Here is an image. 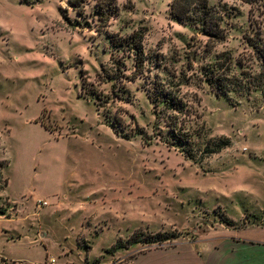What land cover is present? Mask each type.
<instances>
[{"label": "rangeland", "instance_id": "1", "mask_svg": "<svg viewBox=\"0 0 264 264\" xmlns=\"http://www.w3.org/2000/svg\"><path fill=\"white\" fill-rule=\"evenodd\" d=\"M169 5L116 0L99 33L65 0H0V207L26 204L0 219V264H64L62 250L68 264H107V251L118 240L131 245L133 234L140 252L214 232L264 237V100L255 91L220 96L201 72L221 52L235 60L244 51L249 6L209 0L225 14L227 37L205 54V38L175 21ZM252 20L264 38V14ZM134 30L145 34V62L130 81L133 60L113 51L107 34ZM156 75L191 111L189 147L169 145L155 124L144 79Z\"/></svg>", "mask_w": 264, "mask_h": 264}, {"label": "trees", "instance_id": "2", "mask_svg": "<svg viewBox=\"0 0 264 264\" xmlns=\"http://www.w3.org/2000/svg\"><path fill=\"white\" fill-rule=\"evenodd\" d=\"M65 1L69 9L74 11L80 19L85 20L84 24L88 25V28L95 27L99 33H107L108 23L116 15V0ZM239 1L249 6L251 31L243 36L246 47L235 60L229 52L217 54L212 62L201 67L203 81L220 96L227 97L234 91L246 93L255 91L259 92L264 100V38L261 35V27L252 20L253 12L264 14V0ZM169 12L179 24L189 26L205 38L203 44L205 54H209L215 47L226 41L227 32L223 23L225 14L210 6L209 0H170ZM88 17L90 21L87 20ZM107 35L109 47L113 51L122 53L133 60V71L130 76H125L126 79L133 81L141 78L145 62L143 30H134L126 36L114 33ZM112 55L111 53L110 60L114 61ZM116 64L115 70L119 72L120 66L118 62ZM235 67L239 69V74L232 72ZM144 80L145 92L153 108L155 124L162 123L173 138H166L167 143L171 146L179 144L182 147H189L191 140L185 127L191 111L179 89L172 81L163 80L157 75L153 80L148 77ZM138 132L143 131L138 129ZM159 137L164 139L163 134H159ZM186 157L190 156L186 154ZM3 213L0 209V214ZM135 236L133 234L127 244L136 242ZM158 236L162 237L160 241H165L169 234H158ZM116 246H122L121 240L117 241Z\"/></svg>", "mask_w": 264, "mask_h": 264}, {"label": "crops", "instance_id": "3", "mask_svg": "<svg viewBox=\"0 0 264 264\" xmlns=\"http://www.w3.org/2000/svg\"><path fill=\"white\" fill-rule=\"evenodd\" d=\"M182 157L190 167V160L185 158V156ZM193 165L195 166L196 173V171H199L202 162ZM101 189V186L90 189L87 191V196L91 197L95 192ZM6 203L8 205V201H6ZM11 203L14 206H7V208L0 207L4 212L0 214V219H4V216L8 214L21 215L26 211V204L22 203L16 205L14 202ZM56 207V210H58L59 208L62 209L64 206L62 203H59ZM80 207L81 205H78L75 211ZM203 213H205V211H203ZM61 220H64V218ZM196 224L195 222L190 226ZM217 224V227L220 225L233 227V223L229 225L223 221H219ZM183 228L187 229L189 227ZM246 229L252 230L254 228L248 225L245 230ZM230 232L228 236H223L217 234L218 232H214L209 234L207 238H200L186 243H178L165 249H148L143 252L134 249L133 244L122 245L121 247H117L115 244L107 251V253L111 254L110 259L107 260V264H111L113 259L125 258L133 254L134 256H132L131 264H264V237L238 235L236 230H231ZM62 254L65 256L64 264H68L69 261L66 259V257H68L67 252L62 250Z\"/></svg>", "mask_w": 264, "mask_h": 264}, {"label": "built area", "instance_id": "4", "mask_svg": "<svg viewBox=\"0 0 264 264\" xmlns=\"http://www.w3.org/2000/svg\"><path fill=\"white\" fill-rule=\"evenodd\" d=\"M39 205H40V207H43V206H46V203L43 202V203H40ZM52 263H53V261H52Z\"/></svg>", "mask_w": 264, "mask_h": 264}]
</instances>
